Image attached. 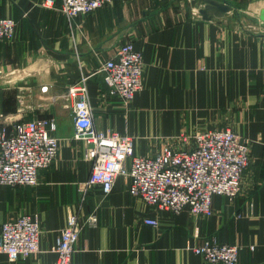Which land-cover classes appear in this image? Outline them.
Segmentation results:
<instances>
[{
    "label": "crops",
    "instance_id": "1",
    "mask_svg": "<svg viewBox=\"0 0 264 264\" xmlns=\"http://www.w3.org/2000/svg\"><path fill=\"white\" fill-rule=\"evenodd\" d=\"M226 1L237 9L264 3ZM61 3L0 0V18L18 24L14 40L0 42V127L10 132L8 120L46 115L60 138L58 157L36 186L0 187V233L6 220L22 214L40 222L39 252L17 264H53L51 248L70 213L81 224L93 213L98 219L81 230L74 263L209 264L191 247L214 237L241 246L237 264H264V33L241 30L226 14L206 21L190 0H113L72 23ZM125 41L142 51L145 64L143 89L128 107L100 71ZM83 78L94 126L133 136L137 154L187 148L196 133L226 126L247 138L250 162L240 195L216 196L210 217L172 214L132 196L130 179L120 175L109 195L93 187L81 200L79 185L92 166L85 142L75 137L67 94ZM144 216L159 225L143 223ZM0 264L13 263L0 254Z\"/></svg>",
    "mask_w": 264,
    "mask_h": 264
},
{
    "label": "built area",
    "instance_id": "2",
    "mask_svg": "<svg viewBox=\"0 0 264 264\" xmlns=\"http://www.w3.org/2000/svg\"><path fill=\"white\" fill-rule=\"evenodd\" d=\"M112 1L62 0L60 10L72 23L80 15ZM17 26L13 18H0V42L13 41ZM100 69L111 94L117 95L124 106H130L144 85L142 51L132 42L125 41ZM84 81L85 78L70 86L67 94V100L73 101L75 137L85 142L84 159L92 166L88 179L79 185L81 200L93 187L100 188L105 196L109 195L120 175L130 179L132 196L172 214L187 210L194 216L210 217L216 196L234 200L240 195L243 172L250 162L247 138L228 127L209 129L196 133L193 144L187 148L164 145L153 155L137 154L132 136L116 130L100 131L94 126ZM41 90L48 93V86ZM4 118L0 114V124ZM56 128L51 117L17 120L10 132L6 127H0V187H34L39 183L40 172L58 157L60 138L53 134ZM97 222L94 213L83 224L76 213L68 214L66 224L51 248L56 254L53 264H79L74 263L72 256L80 232L84 226H96ZM142 222L153 227L159 225V220L150 216H144ZM40 240L38 217L19 215L2 224L0 254L17 264L20 259L39 252ZM191 250L209 264H237L241 246L221 243L210 237Z\"/></svg>",
    "mask_w": 264,
    "mask_h": 264
},
{
    "label": "rangeland",
    "instance_id": "3",
    "mask_svg": "<svg viewBox=\"0 0 264 264\" xmlns=\"http://www.w3.org/2000/svg\"><path fill=\"white\" fill-rule=\"evenodd\" d=\"M48 1H50V0H46V3L49 5ZM247 2L248 1H241L240 5L244 6L245 3H247ZM52 4L53 3H51L50 5H52ZM246 5H248V4H246ZM263 9H264V3L263 2H260V3L259 2H253L250 7L237 9L239 12L238 14H236V11H233V12L227 13L226 16L229 17L231 19V22L234 25L238 26L241 30H249L251 32L261 34V33H264V21L260 18V13ZM41 76H43V75H41ZM18 83H19V79L13 81L11 85L16 86ZM45 86H47V85H45ZM17 91L19 92V90H17ZM41 104L46 105V106H40L42 108L48 106V99L46 98V96H44L43 99L41 100ZM41 117L48 118L49 116L44 115ZM68 119L69 120L71 119V117L69 115L66 116V120H68ZM7 122H10V123H8V126L12 127V125L17 122V119L15 121H9L8 120ZM226 127L233 130L230 126H226ZM55 130H57V129H55ZM53 134L56 136L55 132H53Z\"/></svg>",
    "mask_w": 264,
    "mask_h": 264
},
{
    "label": "water",
    "instance_id": "4",
    "mask_svg": "<svg viewBox=\"0 0 264 264\" xmlns=\"http://www.w3.org/2000/svg\"><path fill=\"white\" fill-rule=\"evenodd\" d=\"M194 7H198V14L206 21H213L215 18L222 17L227 13L236 11L237 8L226 0H190ZM204 2L203 6L202 3ZM260 18L264 21V9L260 13Z\"/></svg>",
    "mask_w": 264,
    "mask_h": 264
}]
</instances>
